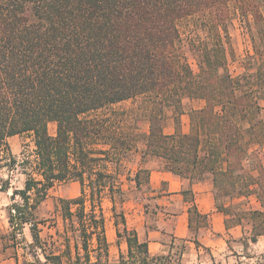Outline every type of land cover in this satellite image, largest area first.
Here are the masks:
<instances>
[{
  "label": "trees",
  "instance_id": "16d2710c",
  "mask_svg": "<svg viewBox=\"0 0 264 264\" xmlns=\"http://www.w3.org/2000/svg\"><path fill=\"white\" fill-rule=\"evenodd\" d=\"M230 5L247 22L257 58L254 70L241 77L251 79L246 89L225 69L222 39ZM195 15L206 17L215 38L201 52L197 75L177 49V22ZM263 49L264 0H0V170L18 165L10 137L30 134L35 151L32 170L24 171L23 187L12 189L5 208L4 239L25 242L30 258L20 262L15 255V264L165 262L167 255L151 256L147 242L126 225L122 209L116 211V200L124 201L118 169L132 150L142 159L162 160L165 170L181 177L211 174L216 207L226 216L219 197L253 192L260 208L233 214L227 223L242 225L246 219L249 241L264 236V110L258 102L264 98ZM183 96L204 101L202 109L190 112L187 134L180 130ZM136 97H144L147 133L138 125L120 127L119 119L86 117ZM168 108L175 114L171 135L163 131ZM253 143L257 147L248 149ZM147 179L142 168L133 177L136 187ZM67 181L78 182L80 190L75 198L58 199L56 233L63 249L56 253L40 236L36 212L54 184ZM10 187V177L0 178V192ZM104 195L112 202L115 243L126 245L115 260L109 258ZM193 210L198 223L205 221ZM26 227L30 242L21 237Z\"/></svg>",
  "mask_w": 264,
  "mask_h": 264
},
{
  "label": "rangeland",
  "instance_id": "374dc122",
  "mask_svg": "<svg viewBox=\"0 0 264 264\" xmlns=\"http://www.w3.org/2000/svg\"><path fill=\"white\" fill-rule=\"evenodd\" d=\"M208 23L206 17H201L198 15L187 17L181 19L177 22V28L179 31V42L177 45L178 54L180 55L182 61H184L192 73L197 75L198 66L201 61V52L205 49H210L211 45L214 43V32L210 31L208 28ZM227 39L223 38L224 44L226 46V64L225 69L232 77L241 78L244 76L246 78L245 71L251 73L255 68V62L257 61L256 56H254V51L252 50V43L250 36L247 32L248 24L244 22L234 5H230V17L227 21ZM264 52V49H263ZM257 63V62H256ZM244 74V75H243ZM241 78V84L244 89L252 85L251 79ZM192 99L202 100L198 98H188V96H183L181 99L182 103V113L190 111L191 105L190 101ZM264 98L260 99L258 102L261 103ZM144 97H136L131 100L123 101L108 108L91 112L86 115L88 118L101 119L107 118L110 119H119L122 123L120 127L127 128L130 126L134 128V125L139 126L141 133H147L148 122L141 117L143 114L142 103ZM261 107V106H260ZM262 108V107H261ZM264 110V108H262ZM118 116L114 117L115 114ZM190 116V115H189ZM118 121V120H117ZM166 129L168 130L170 126L175 124V114L172 109H166ZM165 130V131H167ZM48 131L51 135L54 134L55 124L51 123L48 126ZM30 134L16 135L8 139V145L10 147L11 153L16 157L17 164L10 168H3L0 170V178L6 179L10 177L11 187L8 192H0V264H15L14 257L17 256L20 262L23 261L25 256L27 260L28 255L27 249L25 248V242L22 243H12L7 239H4V235H7L9 232V226L6 216V206L10 202V195L12 189H21L25 180V172H30L35 163V151L33 147V142ZM136 145L140 148L142 147L141 141H138ZM257 147L256 144H250L248 149L253 150ZM264 149V145L261 147ZM264 151V150H263ZM204 150L201 151L203 155ZM247 159L244 160L243 166L248 169ZM164 167V163L160 160L142 159L141 153L139 150H132L128 152L122 158L118 172L120 173V179L122 181V186L124 190V200L130 197H137L139 192L136 191L135 183L133 177L136 171L140 168L145 169V167ZM200 178L208 177L210 174L208 172H203L198 175ZM140 179L142 180L144 174H140ZM245 181H242L240 184L244 185ZM234 187L232 192H237L240 187ZM240 187V188H239ZM80 185L78 182L67 181L64 183H56L48 191L47 197L37 208V217L42 224L39 228L41 230L40 236L43 241L46 242L48 247L56 253H61L62 243L60 238L56 233V230L61 229V216L60 209L58 204V199H71L79 195ZM220 203L223 206L227 207L229 211V219H231L233 214H242L248 209L258 207L259 201L256 195L251 192L247 195H225L219 197ZM116 211H119L121 204L116 200ZM101 207L105 216V234L108 241V252L109 258L115 260L118 257L120 252H126V245L124 242H121L120 245L115 243V227H114V218L112 212V202L109 199V196L104 195L101 199ZM123 211V210H122ZM232 220H230V223ZM242 225L246 229H250V224L246 219L242 221ZM27 242L31 241L30 233L26 227L23 231V236ZM19 237L18 239H21ZM20 241V240H18ZM122 247V248H121ZM187 244L183 242H174L168 245L165 248V253L167 255V260L161 261L162 264H211L207 259V263L199 262L201 258L200 255H196L192 248H188ZM92 249V247H91ZM123 249V250H122ZM206 256V255H204Z\"/></svg>",
  "mask_w": 264,
  "mask_h": 264
},
{
  "label": "crops",
  "instance_id": "0c3cea01",
  "mask_svg": "<svg viewBox=\"0 0 264 264\" xmlns=\"http://www.w3.org/2000/svg\"><path fill=\"white\" fill-rule=\"evenodd\" d=\"M190 105V111L180 115V130L184 134L190 131V112L202 109L204 101L192 99ZM259 106L264 108V100ZM165 130L166 125L164 133L174 134L176 125ZM153 160L160 161L150 159ZM145 169L148 170L147 182L135 186L139 195L125 199L121 208L126 225L136 232L140 241L147 242L151 256L163 255L168 245L183 242L197 256L201 254L199 262L207 263L208 259L211 264H264V236L251 242L247 239L246 227L228 225L229 217L216 207L211 174L190 178L159 166ZM259 208L258 205L252 210ZM193 209L206 217L205 221L198 223Z\"/></svg>",
  "mask_w": 264,
  "mask_h": 264
}]
</instances>
